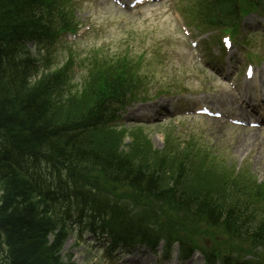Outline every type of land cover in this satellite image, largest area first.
Here are the masks:
<instances>
[{"label":"trees","instance_id":"16d2710c","mask_svg":"<svg viewBox=\"0 0 264 264\" xmlns=\"http://www.w3.org/2000/svg\"><path fill=\"white\" fill-rule=\"evenodd\" d=\"M18 2L28 5L26 12H15L14 5ZM66 5L67 0H0L3 50L0 69L4 73L0 83V102L7 101V106L0 108V120L6 124V128L1 127V130L4 138V134L16 136H7L15 145L13 165L0 162V233H4L7 245L4 258L8 257L10 264H62L58 246L49 244V233L55 226L56 218L73 208L84 209L91 199L94 188L89 184L91 171L86 166L90 162H94L93 167L109 180L127 182L145 192L158 188L155 173L150 172L151 179H147L145 166L137 167L127 155L104 143L101 132L93 129L98 116L97 108L87 112L62 113L57 107V96L63 92L70 66L57 72L43 70L32 85H20L17 80L15 85L9 83L14 77H19L17 67L9 69V66H16L20 62L25 67V73L39 75V69L43 67L38 57L29 54L27 58H22L18 55L21 40L45 42V47L53 44L61 30L72 26L73 20ZM254 6L264 12L263 0H255ZM239 10L240 5L235 0L232 3L226 0L221 7H212L207 11L205 18L209 25L233 24ZM20 15L23 18L19 22ZM19 28L23 31L25 28L23 35L17 34ZM14 56L17 60L13 59ZM48 57L42 60H45L46 68L52 61ZM128 68L124 64L100 66L98 73L101 72V81L97 92L114 88L119 94L129 92L134 80L126 70ZM42 96L45 102L40 99ZM166 143L167 148L172 149L174 141L167 138ZM34 145L42 147L35 151L32 149ZM27 149L33 153L32 160L45 157L49 163L48 169L57 173L58 179L54 181L56 187H47L44 176L34 178L39 171H26L25 164L30 161ZM188 157L187 151H177L176 156L172 157L181 180L175 195L176 205L189 204L187 211L193 213L192 216L206 220L213 227H223L235 238L233 247L246 250L240 245L248 244L250 251H246L251 256L244 259L235 250L220 255L207 251L208 259H221L224 264H264V185L248 180L246 174H241L243 180H239L238 174L231 181H223L219 187V184L212 185L217 194L213 193L210 199L207 196H211L210 192L203 184L197 183L201 180L196 174L198 170L203 171V166H208L207 162L198 164L195 161L183 177ZM166 161L167 158L159 154L156 163L164 164ZM69 171L73 172L72 175L68 174ZM60 173L68 175L74 187H65ZM21 190L22 197L27 201H21L17 195L16 191ZM201 193H206L204 200ZM194 202H199V205ZM187 224V221L175 224L169 232L179 236ZM0 254L2 256L1 250ZM12 255L17 263H11Z\"/></svg>","mask_w":264,"mask_h":264},{"label":"rangeland","instance_id":"374dc122","mask_svg":"<svg viewBox=\"0 0 264 264\" xmlns=\"http://www.w3.org/2000/svg\"><path fill=\"white\" fill-rule=\"evenodd\" d=\"M171 4L174 3L171 2ZM177 4L186 10L192 9L189 0H178ZM76 9L79 10L77 14L83 23L90 21L88 24L90 28L80 39L74 40L72 35H67L53 47L54 65L70 60L77 61L76 67L74 70L72 67L71 70V88L74 91H82L88 87L91 73L96 66L116 59L128 61L132 58L139 63V73L143 81L149 84L156 81L162 82V86H150L149 92H152L155 87H165L174 83L178 89L205 91V95H209L208 98L212 104L223 106L224 100L230 97L235 90L233 85L223 82L211 67H207L208 63L203 60L209 54L203 52L201 43L200 52L190 46L187 38L182 37L177 24L164 6H150L131 13L114 5L111 8L103 0H93L88 4L76 5ZM88 13L91 14L90 19ZM195 34L200 35L199 32ZM213 34L218 33L201 34L202 43L204 39L210 38ZM248 46L247 57L255 52L261 53L264 51V36L259 34L252 36ZM213 48H217L215 44ZM165 54L166 58H164ZM237 58L243 62L247 59L244 54L242 58L237 55ZM212 65L219 64L217 60H214ZM261 71L264 72L263 69H259L256 77ZM252 90H254L253 87H251ZM88 94V90H85L82 95L76 96V103H80ZM135 107V105L132 106V108ZM133 111L136 113L135 109ZM123 118L134 122L132 121L134 118L130 117L129 107L126 108ZM188 122L195 124L191 131L197 132L202 138L200 142L216 144V146L228 149V169L248 168V177L252 181L256 179L258 183L264 184V131L227 127L199 119H190ZM185 126L192 125L183 122V127L186 129ZM148 132L155 146L160 148L164 138L163 126H151ZM174 133L178 135V138H182L183 133H178L176 129ZM255 143H259L256 148L253 147ZM197 241L212 248L227 247L228 237L223 230L206 228L201 232V237ZM75 243L74 237L67 240L63 249L65 257L71 254L72 261L76 264H100L98 252L94 251L87 241L78 245ZM141 249L139 252L136 248L133 255L124 256L123 264H128L126 259L129 257H134L136 260L149 258L150 248ZM152 256L156 258L157 255L152 253ZM131 260L132 258L127 259V261ZM141 263L147 262L141 261ZM175 263H178L177 254L173 253L172 260L163 264ZM0 264H2L1 261ZM185 264H203L202 256L196 252Z\"/></svg>","mask_w":264,"mask_h":264},{"label":"bare ground","instance_id":"6f19581e","mask_svg":"<svg viewBox=\"0 0 264 264\" xmlns=\"http://www.w3.org/2000/svg\"><path fill=\"white\" fill-rule=\"evenodd\" d=\"M27 8H28V5L25 4V3H23V2H18V3H16L14 5L15 12H17V13L26 12L27 11ZM22 18H23V16L20 15L19 16V22L22 20ZM24 31H25V28H24ZM24 31H23V29L19 28V31H18L17 34L20 35L19 33H22V35H23L25 33ZM1 40L2 39L0 38V55L3 54V50L1 48L2 47V41ZM3 74H4L3 73V70L0 69V83H2V80L1 79L3 77L2 76ZM40 99L45 102V99L43 98V96ZM38 101L40 103H42L39 99H38ZM6 102L7 101H5V100H3L2 102H0V108L2 106L4 107L6 105ZM5 125L6 124L5 123H2V121L0 120V162L2 164H4V163H10V164L13 165V161H14L13 160V156H15V147H14L15 145L11 141V139L7 138V136H10V138H14L15 134H13L14 136L11 135V134L10 135L4 134V136H5V138H4L3 135H2L1 127L6 128ZM7 139H9V140H7ZM22 140L23 139H21V141ZM258 145H259V143H255L253 147L256 148ZM40 147H42V146H36V145H34V147H32V149L36 151ZM32 155H33L32 151L29 150V149H27V158H28V160H31ZM16 193L20 197L21 201H27V199H25L24 197H22L23 196V191L22 190L21 191H16ZM27 198H29V196ZM10 261H11V263H17L14 255H12L10 257ZM132 264H139V263H132Z\"/></svg>","mask_w":264,"mask_h":264}]
</instances>
